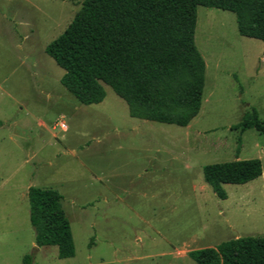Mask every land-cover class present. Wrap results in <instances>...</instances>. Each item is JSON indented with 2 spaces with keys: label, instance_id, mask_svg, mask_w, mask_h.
Instances as JSON below:
<instances>
[{
  "label": "rangeland",
  "instance_id": "rangeland-1",
  "mask_svg": "<svg viewBox=\"0 0 264 264\" xmlns=\"http://www.w3.org/2000/svg\"><path fill=\"white\" fill-rule=\"evenodd\" d=\"M83 2L0 0V264H196L191 250L264 236V133L232 128L252 109L264 121V41L240 36L233 13L198 6V114L185 127L139 120L105 85L101 103L81 104L44 51ZM247 159L262 175L224 184L218 199L202 167ZM30 186L62 195L73 257L36 246Z\"/></svg>",
  "mask_w": 264,
  "mask_h": 264
},
{
  "label": "trees",
  "instance_id": "trees-1",
  "mask_svg": "<svg viewBox=\"0 0 264 264\" xmlns=\"http://www.w3.org/2000/svg\"><path fill=\"white\" fill-rule=\"evenodd\" d=\"M198 6L233 13L240 36L264 41V0H84L44 51L63 70L61 86L81 104L101 103L105 85L131 118L185 127L198 114L204 87L205 64L194 44ZM232 128L264 133V121L252 109ZM261 175L259 159L202 167L203 180L220 200L227 198L224 184ZM27 199L36 246H55L59 259L73 257L62 195L30 186ZM187 256L196 264H264V236L238 237ZM31 261L25 255L22 264Z\"/></svg>",
  "mask_w": 264,
  "mask_h": 264
},
{
  "label": "built area",
  "instance_id": "built-area-1",
  "mask_svg": "<svg viewBox=\"0 0 264 264\" xmlns=\"http://www.w3.org/2000/svg\"><path fill=\"white\" fill-rule=\"evenodd\" d=\"M59 127L61 128V130H65L66 126L64 123H59Z\"/></svg>",
  "mask_w": 264,
  "mask_h": 264
}]
</instances>
